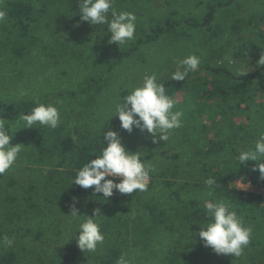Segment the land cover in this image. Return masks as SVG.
I'll return each instance as SVG.
<instances>
[{
  "label": "rangeland",
  "instance_id": "rangeland-1",
  "mask_svg": "<svg viewBox=\"0 0 264 264\" xmlns=\"http://www.w3.org/2000/svg\"><path fill=\"white\" fill-rule=\"evenodd\" d=\"M9 1L0 0V10L6 12ZM210 1L115 0L117 12L129 11L137 18L135 38L120 47L110 43L107 24L93 26L81 20L82 0L35 3L31 19L26 21V33L7 15L0 22V109L4 104L39 101L56 106L61 116V123L55 129L42 125L20 128L22 116L10 123L13 133L10 145L20 144L21 151L13 166L0 175V264H54L57 246L65 242L77 245L73 237L78 222L86 219L83 215L91 217L93 213L83 198L66 197L73 181L71 170L82 145L101 139L109 128L119 132L127 150L141 152L147 165L154 162L151 174L161 173L164 179L173 177L171 171L177 168L176 163L189 161L188 164L196 166L191 174L176 178L185 181L198 171L199 164L222 163L228 157H238L240 152L254 149L256 140L264 133V78L247 82L249 93L259 88L256 97H246L251 108L244 100L226 118L217 114L200 118L211 132L210 137L217 133L216 137L219 134L224 142L230 136L219 130H227L226 126L231 123L234 125L231 133L237 134V138L234 144H229V153L224 150L219 157L206 153V147L190 138L191 134L180 135L183 132L180 129L172 130L167 141L157 137L158 142L153 143L147 132L134 128L129 133L120 128L118 117H111L115 106L142 83L145 74L156 73L158 82L163 84V79L186 56L194 54L201 60L189 82L193 77L202 76L209 80L227 78L224 72L208 71L207 66L223 67L230 71L229 75H237L251 72L264 62V0H222L223 5L217 6L209 27L197 30L183 24L179 29L183 35L165 33L156 40L146 41L156 26L168 20L172 11L179 14L171 17L174 20L198 19L205 14ZM59 11L70 14V32L56 30L54 16ZM255 15L262 17L260 23L254 20L240 34L231 33L233 20L246 25L249 17ZM120 51L129 55L111 66ZM167 95L182 103V107L186 106L188 113L183 91L169 90ZM194 95L195 101L198 95ZM195 129L188 126L187 130L196 133L198 128ZM67 138L71 139L69 148ZM162 151L166 154H160ZM174 152L181 153L180 159L168 156ZM152 175L150 181L155 177ZM193 181L197 182L191 186L195 205L190 210H203L206 200L221 198L214 194L208 196L209 190L202 179ZM231 185L264 194L262 184L251 183L247 178H238ZM165 188L170 187L152 185L139 196L119 203H104V209H109L111 215H115V210L119 224H110L107 216L101 218L104 243L96 252L85 253L79 248L78 264H116L122 253H127L131 264H211L218 260L225 264H264V218L254 234L255 222L237 213L245 226L252 229L250 242L239 257L217 254L211 247H205L196 235L201 226L187 221L185 213L174 220L179 228L170 229L167 223L154 221L150 215L152 205L147 202L164 200ZM151 195H155L154 199ZM74 209L82 216L72 215ZM174 209L173 206L171 211ZM4 236L13 240L10 247L3 244ZM111 251H116L117 256L110 259Z\"/></svg>",
  "mask_w": 264,
  "mask_h": 264
},
{
  "label": "trees",
  "instance_id": "trees-1",
  "mask_svg": "<svg viewBox=\"0 0 264 264\" xmlns=\"http://www.w3.org/2000/svg\"><path fill=\"white\" fill-rule=\"evenodd\" d=\"M51 0H10L8 5H6V13L9 18L16 20L18 25L20 26L23 33H26V21L31 19V15L33 14L34 4L37 2H45ZM222 0H211L208 4L207 11L203 15V17L198 19L192 18H181L174 20V18L178 16L177 11H172L171 16L168 20L162 25H158L155 27L154 33L150 34V36L146 39L148 40H156L163 34L168 33H177V34H185L179 29L182 28V25L188 24L192 27H195L197 30L200 28H207L215 19V12L217 6H222ZM56 22V30L59 32H70L72 29L71 24V16L68 12L59 11L54 16ZM262 17H249L248 24L241 25V21L233 20L230 26V31L234 35L240 34L243 28H248L252 24H254V20L256 23L261 22ZM245 19H242V21ZM247 20V19H246ZM260 25V24H259ZM257 25V26H259ZM258 28V27H257ZM128 52H117L116 59L110 63L111 66L119 63L123 57L128 56ZM206 69L213 73H222L228 75L226 79L219 80L217 78H213L209 80L206 76L202 77H193L192 82L190 81V77H192V72L185 78L184 81L171 80L172 73L177 69H172L167 77L163 79V84L165 87L172 91H183L185 94V102L188 104V113L185 112L186 106L182 107L180 104L176 103L175 106H178L179 109L182 110L184 116L182 117L183 126L179 128L181 131L180 135L187 134L191 137H194V141L198 142L202 147H206V153H209L212 157L214 154H217V157L224 154V150L229 153V144H234V138H237V134H232L231 130L234 125L229 124L226 126V129L219 130L220 133L225 132L230 137L224 142L221 137L214 134L210 137V131H207V125L200 122V118L202 116L212 118L214 115H220L223 118H226L227 114H231L234 107L239 108L241 102L248 99L246 98L248 95L250 97H256V92L259 89H255L249 93L247 82L250 80H260L264 78V62L255 70L251 72L240 73L237 75H229V70L219 66H207ZM190 78V79H189ZM189 79V81H188ZM166 89V91H167ZM167 91V92H168ZM167 94V93H166ZM194 94L198 95V98L194 99ZM197 102V103H196ZM249 103V102H248ZM194 110L192 109L194 107ZM36 106V102L26 101L19 103H9L1 106L0 109V119L2 122L0 125L11 134L10 123L17 119L19 116H24L32 111V109ZM248 108H251V104L249 103ZM178 110L177 107L173 109ZM232 125V127H231ZM188 126H192V129L198 128L196 133L194 131H188ZM196 130V129H195ZM235 130V129H234ZM222 131V132H221ZM195 134V135H193ZM67 148L71 147V139L67 138ZM66 139V140H67ZM101 139H94L88 143L82 145L78 157L75 160V165L73 171L71 170L72 177L74 179L77 170L82 168L88 160H92L97 158L98 155L101 154L103 145L107 146V142ZM102 142V143H101ZM182 153V151H181ZM181 153L174 152L169 157L174 160L180 159ZM160 154L165 155L166 152L162 151ZM151 157V156H150ZM196 158L197 156H192ZM152 158V157H151ZM259 161H257L258 163ZM150 165H154V162H149ZM189 161H185L184 163H176L174 166H177L176 169H173L171 173L173 177L169 179H164L163 176L151 174L154 179L149 183L148 188L152 185H168L170 188L166 189L167 193L164 200H157L154 203L147 202L148 205H152L150 215L154 219V221H160L167 223V227L170 229H174L175 227L179 228V226L175 225V218H178L179 215L183 212L185 213V217L187 221H193L195 224H199V226L204 225L208 218V213L206 208L203 210L197 209L195 211L190 210L192 206L195 205V200L192 201V192L191 186H194L197 182L193 180H201L204 182L207 178L212 177L216 180V184L212 189V193L215 196L221 197L234 206V210L240 215L244 216L249 222H255L253 227L254 234L260 227L262 223V219L264 218V194L254 193L251 191H246L244 189H240L238 187L232 186L231 183L238 178H247L251 183L254 184H262L264 187V178L261 177L259 169L256 167L255 162L247 161L245 164L239 166L238 157H228L223 160L222 163H206L204 165L199 164L198 171L194 172L187 180L185 181L176 179L181 176H187L186 174H191L193 167H196L194 164H188ZM179 167V168H178ZM201 173V176H200ZM202 177V178H201ZM109 179H114L116 182H119V178L107 177ZM73 182V181H72ZM152 182V185H150ZM94 186L90 189H84L78 185L72 184L69 186L67 190L66 197L68 199L72 197H79L85 200V206L90 210L91 213L94 212L95 209H100L101 213L104 216H107V219L110 224L113 222H118L119 219L116 218V212L114 210L115 215H111L108 210L104 209V203H119L126 199H130L134 196H139L142 193L139 191L134 192L133 194H121L117 190H114V194L107 198L106 200L103 198L102 193H94ZM149 190V189H148ZM147 190V191H148ZM154 199L155 195H151ZM184 196L186 198H184ZM202 201V200H201ZM203 202V201H202ZM172 203V204H171ZM177 203V206H176ZM171 205V208L168 206ZM173 206L175 207L172 212ZM111 215V216H110ZM110 216V217H109ZM117 220H116V219ZM119 224V222H118ZM186 225H189V222H186ZM258 242L257 239H255ZM111 256H117L116 251H111ZM81 256V250L79 247L73 242H65L56 247L55 251V260L54 264H78L79 258ZM259 262V259H257ZM211 264H225L221 261L211 262Z\"/></svg>",
  "mask_w": 264,
  "mask_h": 264
},
{
  "label": "clouds",
  "instance_id": "clouds-1",
  "mask_svg": "<svg viewBox=\"0 0 264 264\" xmlns=\"http://www.w3.org/2000/svg\"><path fill=\"white\" fill-rule=\"evenodd\" d=\"M114 3L115 0H82L79 4L80 18L93 26L107 24V32L111 33L110 43H116L120 47L135 38L137 18L129 11L117 12ZM6 15V12L0 10V22L5 21ZM200 63L197 55L186 56L177 62V70L172 73L171 80L184 81L190 72L198 69ZM166 89L165 84L158 82L156 73L145 74L142 83L133 87L130 94L115 106L111 117H118L120 128L129 133L136 128L141 133L150 134L153 143L158 142L157 137L167 141L172 130L183 126L184 113L182 110H173L176 101L173 96L166 94ZM60 123V111L56 106L36 101L32 111L21 117L20 128L42 125L55 129ZM12 135L0 125V175L13 166L21 151L20 144L10 145ZM103 137L107 146L101 142V154L88 160L77 170L72 184L84 189L94 186V193H102L105 200L114 194V190L121 194L147 191L154 169L142 160L141 152L127 150L119 132L111 128L103 133ZM238 161L239 166L247 161L255 162L264 178V133L256 140L254 149L240 152ZM107 177L119 178V182ZM204 184L209 190L207 195L212 196L216 180L209 177ZM205 208L208 213L207 221L201 226L199 233L195 234L203 240L205 247H211L217 254L241 256L250 242L251 227L245 226L234 206L225 199L206 200ZM71 214L77 218L82 216L75 209ZM83 216L86 219L78 222L73 238L85 253L96 252L105 240L101 231V218L104 215L99 209H95L91 217ZM3 244L10 247L13 240L4 236ZM116 264H131L127 253H122Z\"/></svg>",
  "mask_w": 264,
  "mask_h": 264
}]
</instances>
